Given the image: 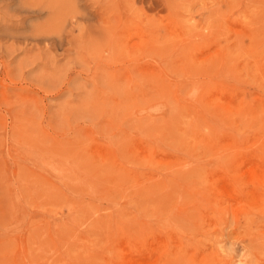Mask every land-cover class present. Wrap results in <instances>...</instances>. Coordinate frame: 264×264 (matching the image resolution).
Instances as JSON below:
<instances>
[{"label": "rangeland", "instance_id": "obj_1", "mask_svg": "<svg viewBox=\"0 0 264 264\" xmlns=\"http://www.w3.org/2000/svg\"><path fill=\"white\" fill-rule=\"evenodd\" d=\"M0 264H264V0H0Z\"/></svg>", "mask_w": 264, "mask_h": 264}, {"label": "bare ground", "instance_id": "obj_2", "mask_svg": "<svg viewBox=\"0 0 264 264\" xmlns=\"http://www.w3.org/2000/svg\"><path fill=\"white\" fill-rule=\"evenodd\" d=\"M181 110V109H180ZM175 111V110H174ZM177 111V110H176ZM165 126V125H164ZM163 127V126H162ZM169 129V128H168ZM181 189V188H180ZM158 192H161V189L158 191ZM157 193V192H156ZM155 195V194H154ZM166 198V197H165ZM176 199V198H175ZM177 200V199H176Z\"/></svg>", "mask_w": 264, "mask_h": 264}]
</instances>
